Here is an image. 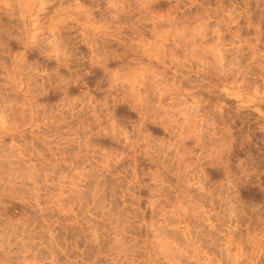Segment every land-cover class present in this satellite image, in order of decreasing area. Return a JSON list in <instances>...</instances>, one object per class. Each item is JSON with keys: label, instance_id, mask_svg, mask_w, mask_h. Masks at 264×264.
Masks as SVG:
<instances>
[{"label": "rangeland", "instance_id": "rangeland-1", "mask_svg": "<svg viewBox=\"0 0 264 264\" xmlns=\"http://www.w3.org/2000/svg\"><path fill=\"white\" fill-rule=\"evenodd\" d=\"M42 2L47 5L44 11L32 7L36 0H0V92L30 99L37 136L29 139L46 159L57 142L47 137L79 138L82 130L91 128L95 135L87 141L90 153L74 163L84 166L95 157L87 166L93 168L101 161L107 163L108 171H93L80 185L78 206L68 194L79 179L77 170L60 164L57 176L64 174L66 179L43 193L40 207L47 205L46 211L19 203L0 208V230L26 218L34 238L45 244L54 241L18 259L39 262L55 255L59 264L69 260L73 264H233L241 249L250 252L264 246V103L258 98L264 94V0H196L191 14L209 23L206 34L193 46L204 49L207 63L192 60L184 67L179 64L184 56V49L177 47L180 41L164 35L163 14L160 23H148L137 11L136 0ZM160 7H167L163 0ZM179 7L183 9V4ZM185 15L188 12H181L177 19ZM42 24L48 25L50 43L40 56ZM221 53L224 68L235 61L244 73L237 74L235 68L225 74L217 71L214 65ZM100 56L113 70L122 62L138 60L144 67L162 71L166 80L178 83L185 92L193 83L199 84L197 95L206 103L197 120L191 122L189 117L190 123L185 124L181 115L170 129L162 121L145 122L140 129L145 143L130 146L133 113L117 108L119 119H112L111 131L102 124L101 106L107 98L100 89L107 85ZM89 70L91 75H86ZM156 87L162 97L168 90L167 84ZM200 120L210 124H199ZM62 152L63 159L71 161L76 145ZM158 170L170 186L164 192L167 207H188L180 198L181 189L185 180L193 185L192 206L174 220L178 230L167 233L179 249H184L186 237L192 246L175 256L168 254L153 231L160 212L149 207V185ZM100 175L107 205L113 212L125 209L119 213L125 218L119 242L111 225L90 207L88 197ZM133 178L141 186L136 193L140 199L137 207H126L133 201L122 190ZM93 222L98 231L105 230L99 244L89 243ZM249 264H264V253L252 257Z\"/></svg>", "mask_w": 264, "mask_h": 264}, {"label": "clouds", "instance_id": "clouds-1", "mask_svg": "<svg viewBox=\"0 0 264 264\" xmlns=\"http://www.w3.org/2000/svg\"><path fill=\"white\" fill-rule=\"evenodd\" d=\"M54 2L55 0H49V3ZM163 2L167 7H160L161 0H136L137 11L148 23H160L159 16L163 14V26L167 28V33L164 35L170 37L173 42L179 40L180 43L177 44V47L184 49V56L179 61L180 67L190 64L192 60H199L201 64H206L207 62L203 58L204 49L193 46L197 38H202L206 34L209 23L208 19L191 14L190 10L195 7L196 0H187V2L185 0H163ZM180 4H183V9L179 7ZM46 6L42 0H36V3L32 4L33 8H39L40 11H44ZM110 7H117V5L112 4ZM181 12H188V15H185L183 19H177V14ZM48 30V25H41L39 44L37 45L40 56L45 54L46 46L50 43L46 34ZM227 51V48L223 49L224 53ZM222 55L223 53L218 55L217 63L214 65L217 71L225 74L235 68L238 69L237 74L244 73L245 70L240 68L238 62L235 61L230 63L228 68H224ZM98 59L104 66L105 75L102 80L107 85L106 88L100 89L107 98L105 105L101 106L103 111L102 124L109 127V131H111L112 119H119L115 116L117 108L124 107L128 112L133 113L135 125L132 131L128 133L131 137L130 146L139 147L140 144L145 143L141 139L142 134L140 133L145 122L162 121L168 125L169 129L177 123L181 115L185 116V124L190 123L189 117H191V122H195L200 109L206 103L199 100L197 93L200 85L197 83H193L190 91L185 92L178 83L166 80L162 71L157 72L152 67H144L138 60L122 62L113 70L108 67L105 57L100 56ZM203 70L202 68L201 71ZM85 74L91 75V70ZM100 83L98 81L97 85ZM157 83L167 84L168 90L163 97L160 94V89L156 87ZM167 97H171V99L169 100ZM258 98H260L261 103H264V94H260ZM31 109L32 104L28 97L21 99L15 93L0 92V208L4 207L5 204L11 206L12 203H19L21 206L28 205L33 211H46L47 205L43 209L40 207L41 200L45 199L43 193L49 187H60L66 179L64 174L57 176V169L60 164L77 170L79 179L68 190V194L74 198V206H78L83 192L80 185L93 171L99 173L108 171L107 163L101 161H97L93 168L87 166L95 160V157L88 160L84 166H77L74 163V161L85 158L90 153V146L87 141L95 133L91 131V128H86L82 130L79 138L75 135L71 137H47L48 141L57 142L53 144L55 151L49 149L51 158L46 159L45 154L35 147L33 139H29V137L36 138L37 136V125L30 114ZM205 123L210 124L204 120L199 121V124ZM118 131L122 132L123 129L118 128ZM197 131H200L199 127H197ZM71 144L76 145V153L71 161H66L63 159L62 149ZM100 180H103V175H100L97 187L89 194L88 198L92 201L90 207L101 213V219L111 225L115 241L119 242L122 236L121 225L125 219L119 213L125 209L121 208L119 212L112 211L111 207L107 205L106 193L104 186L99 183ZM183 184L180 198L184 199L188 207H191L193 201L189 193L193 185L188 180H185ZM151 185H155V187H151ZM151 185H149V207L156 208L160 212V218L154 221L153 226V231L157 234V241H163V248L167 250L170 256H175L179 251L186 252L192 246L191 239L186 237L184 249H179L173 241L167 239V233L178 230L179 226L173 222L180 215H186L188 207L184 205H178L176 209L167 207V198L164 192L170 186L161 178L159 170L152 179ZM140 187L138 181L133 178L131 183L122 190L124 195L133 201L126 207H137L140 198L136 193ZM198 191L203 190L198 189ZM117 196L118 193L114 194L113 198L115 199ZM48 199H52V197L49 196ZM98 227L95 222L89 226L91 234L89 243H100V237L105 230L100 229L98 231ZM34 237L35 233L32 232L26 218L7 223L6 227L0 230V264H59L55 255L39 262L35 259L30 261L18 259L27 256L30 252L35 254L34 249L38 252L40 248L48 247V244L54 243V241H49L48 244H45L42 240ZM153 247L155 248L156 245ZM13 249H17V251H13ZM260 253H264V246L262 245H257L250 252H244L241 249L239 257L233 258V264H240L241 261L244 264H249L251 258ZM68 264H73V261L69 260ZM175 264H179V261H176Z\"/></svg>", "mask_w": 264, "mask_h": 264}]
</instances>
